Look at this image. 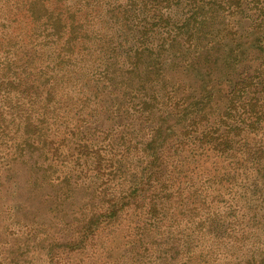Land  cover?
Segmentation results:
<instances>
[{
	"label": "trees",
	"instance_id": "16d2710c",
	"mask_svg": "<svg viewBox=\"0 0 264 264\" xmlns=\"http://www.w3.org/2000/svg\"><path fill=\"white\" fill-rule=\"evenodd\" d=\"M2 1L6 10L0 7V20H8L10 13L19 19L12 30L0 32L4 54L0 58V157L8 151L1 157H6V166L17 159L30 162L35 182L56 188L58 206L75 196V188L86 187L89 199L73 210L75 218L66 226L77 235L75 245L81 252L98 241L108 244L120 234L123 245L133 248L132 257L139 256L143 264L151 257L150 262L165 260L168 252L174 264H220L235 255L225 248L220 256L215 250L209 256L205 247L218 248L208 245L206 237L209 225L223 228L230 216L240 224L239 215L247 216L246 210H264V0H250L249 11H255L249 15L257 14L253 30L241 32L237 42L235 25L228 24L221 38L213 35V27L223 8L243 12L241 0H188L190 12L173 25L162 10L180 0H115L124 8L115 14L113 28L116 33L123 30L131 44L124 50L120 41L110 53L91 45L89 32L96 30L90 11L76 23L61 24V29L55 25L60 13L34 17L33 27L25 21L26 12L33 17L30 6L44 0H14V5ZM80 1L75 10L66 5L65 12L72 9L75 18L82 9L84 0ZM41 17L45 19L38 22ZM156 27L165 36L156 51L157 68L146 69L143 55L153 50L149 36ZM113 38H100L102 47H110ZM213 51L223 52L221 74H215L219 56L214 59ZM168 55L173 66L205 71L201 97L174 96L176 88H168L162 74ZM85 75L101 84L102 90L91 87L93 97L82 94ZM221 77L234 84L223 109L213 94ZM119 89H123V103L115 101L114 112L128 103L144 127H150L145 143L143 136L134 140L133 133H139L131 122L121 132L119 145L114 142L116 129L104 133V147L89 142L84 134L76 140L75 131L81 132L79 123L86 121L82 118L89 114L91 100H96L98 112L104 105L101 92L112 97ZM183 89L189 90L187 85ZM160 90L167 92L169 100L160 98ZM75 91L83 96H74ZM73 108H80L79 113ZM78 114L72 126L70 121ZM222 205L228 210L218 218ZM62 212L66 218L67 211ZM229 232H224L226 242L234 237ZM233 241L236 245L245 240ZM57 260L55 264H62ZM234 261L224 263L241 264Z\"/></svg>",
	"mask_w": 264,
	"mask_h": 264
},
{
	"label": "rangeland",
	"instance_id": "374dc122",
	"mask_svg": "<svg viewBox=\"0 0 264 264\" xmlns=\"http://www.w3.org/2000/svg\"><path fill=\"white\" fill-rule=\"evenodd\" d=\"M79 1L80 0H44L42 2H35L30 6V12L33 14V17H30V13L28 14L26 12V19H24L26 22L31 23V19L34 17L45 16L49 18V14L55 16L60 13V19H55V25L57 28L61 29V24L68 25L70 22L76 23L80 20V17L82 16L81 14L85 11H90L91 19L96 30L92 33L89 32V37L93 39L91 45H94L97 49H106L110 53L111 48L121 41L123 49L126 50L131 44L130 38L125 36L126 33L123 30L116 33L117 28H113L112 23L117 17L115 14L118 13L120 8H124V5L118 7L115 4V0H84L82 3V9L84 10H79L78 15L73 18L71 16L72 9L65 12L66 5H69L75 10V5ZM125 1L126 0H124V2ZM240 2L241 7L244 8L241 13L240 11L233 13L225 8L220 10V14L216 18L213 27L215 32L213 35L218 34L217 38H221L224 34V31L222 30L230 23L235 25L232 32H235L236 29L239 30V33L236 36V42L240 39L239 35L241 32L246 33L253 30L252 21L256 19L257 14L249 15L253 14L255 11H249V7L252 6L250 0H241ZM9 4L14 5V0H9ZM83 4L87 6L89 10H87ZM189 4L190 2L188 0H180L177 4L171 3L170 7L164 8L162 12L166 18H170L169 23L173 25L176 21L182 20L186 13L190 12L191 8ZM0 7H3L2 9L6 10V5L2 0H0ZM44 7L47 8V13H45ZM246 10L248 11L246 12ZM55 17H53V19ZM8 18L9 19L6 21L0 20V32L3 30H12V28L18 23L19 18L16 15L13 16V13H10ZM44 19V17H41L38 22H41ZM30 26L34 27V24L32 25L31 23ZM87 26L88 24H85V27ZM229 30H231V28L227 31ZM164 32L163 29L158 28L151 36H149L151 37L150 40L152 42L150 46L153 50H150V55H143L144 68L153 70L157 68V65H155V55L156 51H158L159 47L162 45V39L165 36ZM112 36H114V38L110 47H102L101 42H103V40H100V38L109 40ZM229 39L230 38H227L225 40ZM225 40L222 43H225ZM204 51L205 50L201 52V56H204ZM222 51L219 52V55L216 51L211 53L214 59L219 56V61L215 65V69L217 67L215 74H221L222 72ZM3 55L4 54L0 49L1 59H4ZM171 57L172 56L168 55L166 58V64L162 71V74L165 76L164 79L166 80L167 87L171 88L174 86L176 88V94H174V96L177 99L196 100L201 97V92L203 91L201 89V79L206 78L205 71H198V69L192 70L193 68L185 66H173L171 63ZM200 67L205 69L203 63ZM245 67L249 70L248 72L251 73L252 69L247 66ZM96 82L90 80V75L83 76V83H85L86 86L83 92L81 89V92L84 97L94 96L91 87H95L97 90H102L101 84H97L98 82ZM215 83L216 86L213 89L214 100H219L218 106L223 109L224 106L228 104L230 97L229 94L233 89L234 84L225 79V77L217 79ZM184 85H187L189 90H184ZM81 92L75 91L73 94L74 96H78L79 94L81 95ZM166 93V91L160 90L159 94L162 100H169ZM101 94H103L102 102L104 105L102 106V104H100L98 112H96V110H94L96 107V100H91L89 114L86 118L82 116V119H85L87 122L79 123L81 126V132L75 131L76 140L83 137L82 134H84V138L89 139V142H94V144H97V147H104L103 144H105V140H101L105 138L106 131L116 129L114 142L115 145H119L121 141V138H119L121 132L124 131L129 122H131V127L135 129V132L139 133V136L133 133L135 137L134 140L139 141L140 136H143V143H145L151 133L150 127L148 129L144 127V123L139 120V116L132 113L133 111L127 108L128 103L126 104L125 109H121L119 113L114 112L112 104L115 101L123 103V89L116 90V94L112 95V97L108 95L104 97L103 91ZM125 99L127 100L126 96ZM79 107L81 108L80 105ZM80 108H73V110H78L79 113ZM63 114L65 113H62V115ZM78 117L79 114L74 116V121L71 119L70 124L72 126L76 125L75 121L78 120ZM157 120L158 119L155 118V122ZM67 123H65V125ZM65 125H62V128H64ZM12 142L13 140H10L9 144ZM5 152L8 153V151ZM4 153L1 154V157H3ZM1 157L0 264H55V262L58 261L57 259H61L60 263L62 264H143V260L139 259V256H136L135 258L132 257L133 248L123 245V239L120 234L112 236L109 239L108 244L107 242H104L103 244V242L98 241L97 245H95L97 246L95 249V246H91L81 252V249L75 245V243L78 242L77 235L74 234V230L71 229L72 227L67 228L66 226L69 224V221L75 218L73 210L77 208V206L82 205L86 199H89L90 192L86 190V187L79 186L75 188V196L72 199L70 198L63 207L58 206L59 200L55 197L56 188L45 182L37 184V182H35L36 171L34 168H30V162H25L23 159L12 161V155H10L9 160L12 162L6 166L4 165V163H6V157ZM230 199H232V197L229 198L228 196V200ZM195 200L196 199H193L191 202L192 207L196 204ZM254 204L255 203H252L253 206ZM62 209L67 211L68 216L66 218H63L64 213L62 212ZM227 210V205L219 207L217 209V215H219L218 218L223 217ZM246 213L248 214L247 216L239 215V222L241 221L240 224H236V218L230 216L226 219V221L229 222L230 227H228L227 222H225L223 228H220L219 225H209L211 231L207 234L206 243L208 245H211L212 243L215 248L219 249H208L205 247L209 256L213 255L212 253L214 250L216 255L220 256L221 253L219 252L225 248H230L232 252H235V255L232 257H225L224 261L219 262L220 264H225L229 260H235L234 262L240 261L239 263L241 264L245 262H249L250 264H264V260L262 259L264 257V210L255 211L253 208L246 210L245 214ZM179 219H182V217H179ZM183 223H186V221ZM226 228L231 229L229 234L234 236L233 239L228 238L227 242L224 240L225 236H227L224 232L229 231V229L225 230ZM175 229L178 228L176 227ZM166 234L170 235L168 232ZM240 239L245 241H238V243L236 241L235 244L238 246L237 248V246L234 245L233 240ZM223 241L225 242L224 244ZM68 245H73L71 246V250H69L70 248ZM170 254L171 252L166 253L167 259L159 262H150L149 260L152 259V257L147 260L144 259V264H149V262L150 264H174L175 261L168 259ZM214 263L216 262L214 261Z\"/></svg>",
	"mask_w": 264,
	"mask_h": 264
}]
</instances>
